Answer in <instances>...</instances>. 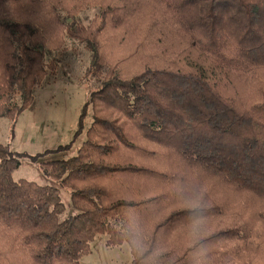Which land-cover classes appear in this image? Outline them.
<instances>
[{
    "label": "trees",
    "instance_id": "obj_1",
    "mask_svg": "<svg viewBox=\"0 0 264 264\" xmlns=\"http://www.w3.org/2000/svg\"><path fill=\"white\" fill-rule=\"evenodd\" d=\"M60 27L100 87L68 145L30 156L0 143V264H80L99 236L127 244L131 264H264V0H0L12 136L47 75L42 28ZM84 131L76 156L40 164L70 191L66 216L58 188L14 174ZM218 219L232 226L213 231Z\"/></svg>",
    "mask_w": 264,
    "mask_h": 264
},
{
    "label": "rangeland",
    "instance_id": "obj_2",
    "mask_svg": "<svg viewBox=\"0 0 264 264\" xmlns=\"http://www.w3.org/2000/svg\"><path fill=\"white\" fill-rule=\"evenodd\" d=\"M95 14L94 9L81 12L78 17L80 26L87 27ZM24 16L32 22L36 21L37 8L30 5ZM60 29V32L55 29L46 33L42 28V35L51 42V55L45 58V63L49 64L46 68L47 75L36 90L33 105L20 115L13 136L10 132L13 123L0 118V143L8 146L15 154L37 156L71 143L78 130L84 105L91 93L100 87L99 78L89 71L92 64L91 52L67 29ZM85 122L86 131L92 124L91 109ZM85 131L70 151L50 154L36 163L23 158L21 168L14 174L16 181L27 180L41 186L58 188L66 207V216L77 213L71 204V193L48 178L40 164L76 156L85 141ZM230 223L218 219L211 228L214 231L230 227ZM107 241V236H99L91 244L90 254L83 257L80 264H131V249L127 244L111 248Z\"/></svg>",
    "mask_w": 264,
    "mask_h": 264
}]
</instances>
